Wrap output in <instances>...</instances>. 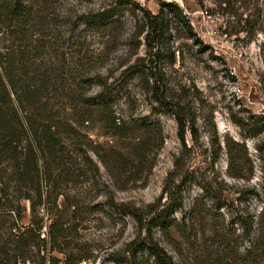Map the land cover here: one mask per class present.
<instances>
[{"label":"rangeland","instance_id":"374dc122","mask_svg":"<svg viewBox=\"0 0 264 264\" xmlns=\"http://www.w3.org/2000/svg\"><path fill=\"white\" fill-rule=\"evenodd\" d=\"M128 1L134 4L47 0V22L35 30L33 46L45 47L35 68L53 78L52 102L65 101L70 88L78 97H94L106 88L113 117L125 123L120 132L109 113L94 111L84 122H72L70 112L69 123L79 131V142L74 146L65 140L66 165L49 190L52 198L55 191L61 194L47 216L62 223V249L73 262L81 259L79 264H124L126 247L138 229L123 209L145 212L175 172L173 181L183 197V207L171 217L178 228L170 231L171 240L160 231L155 236L173 262L264 264L257 250L256 256L244 260L246 248L256 240L264 243V131L252 135L232 121L237 117L252 124L264 119V0ZM159 1L175 3L192 29L193 36L182 29L173 32L167 49L174 61L157 67L168 101H182L194 115L196 136L186 131V149L170 108L153 99L152 79L135 74L146 60L137 6L155 14ZM104 11L111 17L102 26L80 21L82 15ZM144 64L149 67L147 61ZM134 138L146 159L132 156ZM116 152L129 166L116 168ZM164 200L165 196L161 203ZM19 203L20 223L27 225L29 202ZM39 212L43 217V210ZM47 217L44 235L50 224ZM3 222L0 217V225ZM243 225H252L250 238H244ZM52 255L65 258L55 251Z\"/></svg>","mask_w":264,"mask_h":264},{"label":"trees","instance_id":"16d2710c","mask_svg":"<svg viewBox=\"0 0 264 264\" xmlns=\"http://www.w3.org/2000/svg\"><path fill=\"white\" fill-rule=\"evenodd\" d=\"M117 2L119 5L134 4L128 0ZM46 3L47 0H0V217L4 218L0 225V264L80 263L81 259L73 262L62 249L64 234L61 221L47 217L49 206L56 207V199L61 194L55 191L52 198L49 190L60 179L61 170L66 165L65 140H70L74 146L79 142V131L73 123H69L68 117L73 112L72 122H84L94 111H102L109 113L116 131H125V123L121 124L113 117L106 88L94 97H85L84 94L78 97L73 95L69 86L65 101L60 104L52 102L50 92L53 78L46 71L35 68V59L44 52L45 47L33 46L35 30L47 22L44 13ZM158 5L155 14L137 6L143 21L146 60L142 59L135 74L152 79L153 99L159 106L170 108L177 124V136L186 149V131L190 132L192 138L196 136L194 115L181 104L182 101H168V89L157 67L165 61H174V55L168 53L167 49L173 40V32L182 29L193 36L192 29L175 3L159 1ZM110 17L108 11H104L82 15L80 21L86 26L98 27L106 24ZM255 25V21L250 25L251 35ZM144 61L149 63V67ZM263 120L249 124L244 119L232 118L241 131L252 135L264 131ZM133 141L132 156L146 159L147 153L141 144L135 138ZM91 151L103 163L99 151L94 148ZM116 153V168L129 166L123 154ZM175 165L179 167L177 161ZM174 173L169 175L156 203L147 206L145 212L123 209L136 222L138 229L137 237L126 247L124 264H145L149 260L153 264H175L155 238L156 231H160L171 240L170 231L178 228L171 217L183 207V197L180 186L174 184ZM164 196L165 200L161 203ZM21 200L29 202L30 219L27 225L20 223ZM40 210L45 213L43 217ZM44 216L50 221L45 235L42 233ZM8 218L11 223L6 224ZM7 229L8 233L3 234ZM242 231L244 238H250L252 225H243ZM256 250L264 256V243L261 240L246 248L244 260L252 257ZM54 251L64 254L65 258L60 260L54 257ZM42 252L45 254L41 255Z\"/></svg>","mask_w":264,"mask_h":264}]
</instances>
